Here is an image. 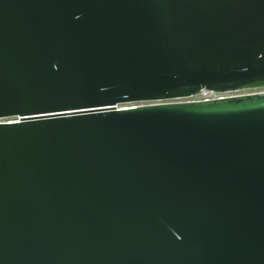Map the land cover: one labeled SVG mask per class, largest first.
<instances>
[{
	"label": "water",
	"instance_id": "water-1",
	"mask_svg": "<svg viewBox=\"0 0 264 264\" xmlns=\"http://www.w3.org/2000/svg\"><path fill=\"white\" fill-rule=\"evenodd\" d=\"M259 82L264 0H0V264H264V92L170 101Z\"/></svg>",
	"mask_w": 264,
	"mask_h": 264
},
{
	"label": "built area",
	"instance_id": "built-area-1",
	"mask_svg": "<svg viewBox=\"0 0 264 264\" xmlns=\"http://www.w3.org/2000/svg\"><path fill=\"white\" fill-rule=\"evenodd\" d=\"M264 92V85L263 86H256V87H244L236 90H226V91H216L210 89H201L197 93L189 95L184 98H178L170 101H206V100H216L246 94H254V93H261ZM163 102V101H160ZM153 103V102H151ZM156 103V102H154ZM146 104V103H142ZM134 106V104H129L123 107ZM0 122H13V120H4L0 119Z\"/></svg>",
	"mask_w": 264,
	"mask_h": 264
},
{
	"label": "trees",
	"instance_id": "trees-1",
	"mask_svg": "<svg viewBox=\"0 0 264 264\" xmlns=\"http://www.w3.org/2000/svg\"><path fill=\"white\" fill-rule=\"evenodd\" d=\"M263 86L264 85V83H261V82H259V83H255V84H252V85H250V86H247V87H256V86Z\"/></svg>",
	"mask_w": 264,
	"mask_h": 264
},
{
	"label": "flooded vegetation",
	"instance_id": "flooded-vegetation-1",
	"mask_svg": "<svg viewBox=\"0 0 264 264\" xmlns=\"http://www.w3.org/2000/svg\"><path fill=\"white\" fill-rule=\"evenodd\" d=\"M260 86V85H259ZM262 86V85H261Z\"/></svg>",
	"mask_w": 264,
	"mask_h": 264
},
{
	"label": "rangeland",
	"instance_id": "rangeland-1",
	"mask_svg": "<svg viewBox=\"0 0 264 264\" xmlns=\"http://www.w3.org/2000/svg\"><path fill=\"white\" fill-rule=\"evenodd\" d=\"M251 88V87H250Z\"/></svg>",
	"mask_w": 264,
	"mask_h": 264
}]
</instances>
